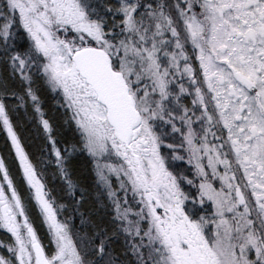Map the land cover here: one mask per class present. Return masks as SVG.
<instances>
[{
  "label": "snow or ice",
  "instance_id": "6c2138e0",
  "mask_svg": "<svg viewBox=\"0 0 264 264\" xmlns=\"http://www.w3.org/2000/svg\"><path fill=\"white\" fill-rule=\"evenodd\" d=\"M0 133V264H264V0H0Z\"/></svg>",
  "mask_w": 264,
  "mask_h": 264
},
{
  "label": "trees",
  "instance_id": "16d2710c",
  "mask_svg": "<svg viewBox=\"0 0 264 264\" xmlns=\"http://www.w3.org/2000/svg\"><path fill=\"white\" fill-rule=\"evenodd\" d=\"M38 142H39V134L37 133V136H36V145H38ZM36 145H34L33 150H35ZM0 150H2V133H0Z\"/></svg>",
  "mask_w": 264,
  "mask_h": 264
}]
</instances>
